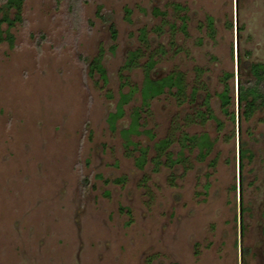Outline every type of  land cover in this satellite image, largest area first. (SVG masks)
Wrapping results in <instances>:
<instances>
[{"label": "rangeland", "instance_id": "374dc122", "mask_svg": "<svg viewBox=\"0 0 264 264\" xmlns=\"http://www.w3.org/2000/svg\"><path fill=\"white\" fill-rule=\"evenodd\" d=\"M7 12L0 264H264V108L245 118L236 96L243 62H264V0H23L19 18ZM150 58L152 77L180 72L184 89L149 98L136 126Z\"/></svg>", "mask_w": 264, "mask_h": 264}, {"label": "trees", "instance_id": "16d2710c", "mask_svg": "<svg viewBox=\"0 0 264 264\" xmlns=\"http://www.w3.org/2000/svg\"><path fill=\"white\" fill-rule=\"evenodd\" d=\"M23 0H0V24L3 21H7L8 25L12 22V18L8 16V10L13 8L14 18H19L21 13V6ZM129 12V9H126ZM159 12L158 7L154 8V13ZM208 25L210 29L212 28V18L208 16ZM109 29L111 32L112 37L116 36V28L113 23L109 24ZM2 29L0 27V38H1ZM5 37L11 41L12 40V33L5 30ZM139 38L142 40H147L145 36V28H140ZM113 47V46H112ZM139 47L134 49H130L128 52V56L124 63L125 66L136 64L139 55ZM246 69L249 72V75L245 76L244 78H238V85H237V93H238V101L240 105L244 108L243 116L247 118L252 112L256 109H263L264 108V62L262 61H244L243 62ZM154 64V60L150 58L145 63L144 68V77L141 81V85L138 87V91L140 92L141 96V105L140 106H133L131 121L136 122V126L138 124V116L139 110L142 104H147L148 99L155 96L156 94L163 91L165 87H176V93H182L184 89L182 74L180 72L172 71L160 77H152L149 74V68H151ZM241 65V63H240ZM88 66L90 70H97L102 78L106 79L105 67L100 62L99 56H94L90 61H88ZM230 74L231 73H227ZM226 74V75H227ZM134 87H129L127 91H119V100H117L115 109L110 111L107 116L108 123L111 127L114 126L116 118H118L122 112L123 107L122 104L126 102ZM220 97L221 104L223 105L224 109L225 106L230 102V94L227 84L224 85L222 91L218 93ZM113 116V117H112ZM113 118V119H112ZM112 119V120H111ZM111 120V121H109ZM130 127V123L128 125ZM136 128V127H135ZM203 137L204 140H199L200 145L204 146V148H209L212 144V140L205 134ZM185 138L192 140L195 138V135H184ZM160 141V142H159ZM158 144L163 145L167 142V138L159 139ZM242 142L240 145L239 153L240 157L242 158L244 155H251L249 149L247 147L243 148ZM248 152V153H247ZM247 153V154H246ZM141 157V156H140ZM140 158L138 157V160ZM144 159L141 162H138V166L143 165Z\"/></svg>", "mask_w": 264, "mask_h": 264}, {"label": "water", "instance_id": "95a60500", "mask_svg": "<svg viewBox=\"0 0 264 264\" xmlns=\"http://www.w3.org/2000/svg\"><path fill=\"white\" fill-rule=\"evenodd\" d=\"M237 59V58H236ZM236 85H238V84H236ZM236 96H237V87H236ZM237 98H238V96H237Z\"/></svg>", "mask_w": 264, "mask_h": 264}, {"label": "flooded vegetation", "instance_id": "af4514ba", "mask_svg": "<svg viewBox=\"0 0 264 264\" xmlns=\"http://www.w3.org/2000/svg\"><path fill=\"white\" fill-rule=\"evenodd\" d=\"M238 84V83H237ZM237 96H238V93H237ZM237 100H238V98H237Z\"/></svg>", "mask_w": 264, "mask_h": 264}]
</instances>
